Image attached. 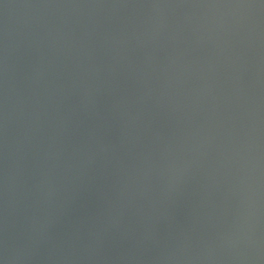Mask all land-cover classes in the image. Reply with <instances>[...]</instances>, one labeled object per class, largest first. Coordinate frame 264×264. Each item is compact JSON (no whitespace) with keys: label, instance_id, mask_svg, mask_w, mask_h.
I'll return each mask as SVG.
<instances>
[{"label":"water","instance_id":"1","mask_svg":"<svg viewBox=\"0 0 264 264\" xmlns=\"http://www.w3.org/2000/svg\"><path fill=\"white\" fill-rule=\"evenodd\" d=\"M0 264H264V0H0Z\"/></svg>","mask_w":264,"mask_h":264}]
</instances>
